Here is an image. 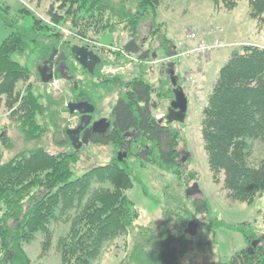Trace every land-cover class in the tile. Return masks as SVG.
I'll list each match as a JSON object with an SVG mask.
<instances>
[{"label":"trees","instance_id":"16d2710c","mask_svg":"<svg viewBox=\"0 0 264 264\" xmlns=\"http://www.w3.org/2000/svg\"><path fill=\"white\" fill-rule=\"evenodd\" d=\"M163 1L36 0L38 4L48 3L49 23L65 26L76 36L95 41L106 33L134 38L144 24H154ZM236 2L226 0V8L234 9ZM248 5L249 17L264 29V0H248ZM2 10L7 13L8 6ZM19 12L30 16L32 22L27 28L15 27L0 43V104L23 142L33 145L19 150L8 161L1 160L0 155V264H32L25 246L41 234L44 254L52 244L50 226L59 218H65L69 224L66 235L57 243L60 264H93L103 246L121 236H130L132 243L119 264H187L184 259L190 237L183 233L185 212L174 211L169 201L158 224L137 225L140 212L126 195L133 187V178L124 166L125 160L90 166L77 176L80 154L70 143L68 151L56 154L40 146L48 130L43 121L48 118L55 125L53 117L59 114L61 102L46 96L43 103L41 94L30 83L29 69L17 59H26L34 52L38 54V64H44L63 54L70 67L74 57L60 33L53 32L25 8ZM156 31L149 39L153 43L151 40L157 37V47L151 52L156 54L159 50L167 55L174 49L175 54L176 45L158 28ZM101 60L104 66L113 64L103 57ZM142 70L145 73V68ZM36 76L40 81L38 72ZM135 79L127 86L117 77L100 84L115 87L120 93L111 108L110 134L92 142L120 149L134 146V150L137 143L148 142L153 158L147 156L148 162L157 161L172 172L178 169L174 151L178 150L181 138L176 131L161 128L149 111L152 95L167 98L170 89L165 90L164 84L160 88L154 86L143 76ZM72 87L78 91L76 99L94 103L92 85L76 88L73 83ZM200 125L213 181L217 182L222 173L229 197L239 203H252L264 193V159L257 166L247 162L248 141L260 133L264 136V48L246 46L230 55L218 70ZM127 132L139 133L140 139L126 141ZM0 142L4 148L11 147L4 130L0 131ZM130 155L128 151L127 158ZM133 156L138 159V153ZM140 163L144 165L143 160ZM95 185L102 186L94 188ZM199 204L192 203L197 212ZM258 239L246 238L249 247L230 256V264H264V237L251 248V242Z\"/></svg>","mask_w":264,"mask_h":264},{"label":"rangeland","instance_id":"374dc122","mask_svg":"<svg viewBox=\"0 0 264 264\" xmlns=\"http://www.w3.org/2000/svg\"><path fill=\"white\" fill-rule=\"evenodd\" d=\"M225 2L226 0H164L157 9L154 24L149 21L143 25L145 27H142L144 35L147 33L146 28L151 34L152 31L157 32L158 28L160 33L175 45L183 41L188 32H197L207 40L218 38L220 41L221 47L203 58L199 56L173 58L174 49L167 52V55L159 50L156 51L158 57L156 63L173 64L177 84L185 90L183 93L187 101L186 117L183 124L175 126V131L181 138L178 150L174 151L175 158L179 161L178 169L171 172L158 165L157 161L149 163L147 155L146 162L144 165L141 164L140 156H137V159L133 155L139 153L140 147H143L142 143H137L138 147L136 146L137 149L134 150V146L130 149L128 147L120 149L109 144L97 145L90 141L78 149L81 164L78 166L80 170L77 171V176H80L90 166L108 164L117 160L118 154L130 152V157L127 158L126 154L122 161L125 160L124 166L128 168L133 178V187L126 191V195L140 212L137 225L158 224L162 220L161 212L166 211L169 201L172 202L169 206L175 209L174 211L185 212L186 216H184L187 220L183 224L184 229L189 221L195 220L197 234L193 237L188 236L190 239L187 241V254L184 259L187 264L226 263L231 258L230 256L249 247L245 241L246 238H259L257 241H260V238L264 237V193L250 204L239 203L231 199L223 187V174L218 175L217 182L213 181L201 139L202 110L206 106L208 95L217 79L218 70L233 52H241L243 47L264 48V29L259 22L249 17L248 0H237L232 10L226 8ZM6 6H8L7 13L2 10ZM22 7L33 13L36 18L41 19L43 24L49 25L54 30L53 32L60 33L62 41L68 42L69 47L88 45L91 50L101 54L104 61L113 63L112 65L105 64L101 69L103 75H106L109 80H111L110 76L117 75L116 77L124 82L136 75V70L134 73L131 72L127 64L131 61L128 59L129 54L123 50L124 44L133 38L127 34L118 33H106L96 41L90 38H80L65 26L59 27L49 23L48 3L38 4L36 0H21V2L0 0V43L14 31L15 27L27 28L31 25V17L19 12ZM155 40L157 41L156 36L154 41L151 40L153 43L147 44L151 50L154 46L157 47ZM188 42L186 45L191 47L195 45V41ZM17 60L29 69L30 83L35 92L41 94L43 103L46 101V96H50L56 102H61L59 114L53 117L55 125H52L48 118L43 121L48 130L39 144L49 153L68 151L66 148L69 141L65 132L68 129L72 130L76 122V117L69 115L66 109V105L76 98L78 92L77 89H72L73 83L76 88L87 83L92 85V100L100 111L97 112L98 117L109 118L110 110L120 93L117 88L103 87L100 85L102 82L99 78L88 77L75 62H71L70 67L67 65L72 81H68L66 77L59 78L56 74L49 84H43L36 76L37 68H42L40 63L38 64V54L32 52L26 59ZM141 71L143 70L139 72ZM142 73L144 79L152 82L154 86L160 88L164 84L165 90L172 89L167 74H158L154 71L149 78H146V70ZM188 78H191L193 82L190 84L188 81L186 85L184 80ZM76 84L81 85L77 87ZM18 87L20 88L21 85ZM155 98V101H150V103L160 104L159 99ZM161 115L160 110L156 111L157 118ZM2 130L11 142L10 148H4L0 142V155L3 161H8L19 150L30 148L33 145L23 142L18 129L8 121V112L5 107L0 104V131ZM149 158L153 160L152 156ZM182 158L185 159L180 163ZM263 159L264 136L260 133L248 141L247 162L252 166H257ZM194 185L196 188L193 187ZM100 186L102 185H95L94 188ZM194 202L200 203L198 212L195 206L192 207ZM201 202L207 205L206 212L205 205L201 206ZM64 219L59 218L51 224L52 244L44 254H42L43 236L41 234L25 246V252L32 264H60L57 243L66 235L69 227ZM131 243L130 236H121L107 242L93 264H119L128 252Z\"/></svg>","mask_w":264,"mask_h":264},{"label":"flooded vegetation","instance_id":"af4514ba","mask_svg":"<svg viewBox=\"0 0 264 264\" xmlns=\"http://www.w3.org/2000/svg\"><path fill=\"white\" fill-rule=\"evenodd\" d=\"M146 30H147V33L144 35V28H142L141 31L138 32L137 35L133 39L135 40V43H136L137 47L141 48V50L149 51V55H150L153 52H151V49H150V47L147 44L149 43V39H150L151 33L149 32V29L146 28ZM88 50H90V51L93 52V50L89 49V47H88ZM93 53L99 58L100 62L97 63V64H95L92 74L88 73V71L85 68H83L82 66H80L75 59H74L73 62L77 63L79 65L80 69L83 70L84 72H86V75L88 77L90 76L91 78H95V79H98L100 77L101 82H103V81L107 80L108 78H107L106 75H103V73L101 72V69L104 66L103 65V62L101 60V56L97 52H95V51ZM128 56H130L128 59L131 60V61H128V63H127L128 66H129V69L133 73L136 70L135 71L136 72L135 73L136 75H134V77H132L131 80H124V84L126 86L132 80H136L135 78H138V75L140 77L144 75V74L143 75L140 74L142 72H138V69L140 71V70H142V68H145V70H146V73H145V77L146 78H149L150 77V74H153L154 71H157L158 74H161V73L167 74V76L169 78V81H170V85L172 86L170 72H171V70H173V73H174V69H173V66H171V64H169V63L168 64H165L164 62H162V63L161 62L156 63V60H158V57L154 60V59L150 58V56H149L146 60L141 61V60H139L137 58L138 55H128ZM61 63H62V60H59L58 57L57 58L55 57L54 59H51V60L47 61L46 63L40 64V65H41L42 68L44 66V67H47L49 71H52L53 72V76H55L56 74L59 75V72H60L61 75H65L66 76V79H68V81H72V78H70V76L68 77V75H67L68 74L67 73L68 68H67V65H66L65 61H64V63H65V66L64 67L61 66ZM155 65H157V66H155ZM42 68H40V69H42ZM116 76L117 75L110 76V77L112 78V77H116ZM143 78H144V76H143ZM149 83H152V82H149ZM179 87L181 88V86H179ZM173 90H174V88L172 86V89L170 90V95L167 98L159 99L160 104H154L152 102L151 105H150V107H149V111H150L151 115L155 118V120L159 124V126L161 128H163V129H165V130H168V131H170V130L175 131V126H179V125H181V124L184 123V122L183 123H178L176 121L167 122L168 115H170V118H175L176 117L175 111H172L171 108H170V103H171V101L174 98ZM182 91H183V89H182ZM118 96L116 97V99L118 98ZM155 97L152 95L151 101H155L154 100V99H156ZM73 101L75 103V102H79V101H84V99L78 100V99L75 98ZM90 104L93 105L94 111H93L92 114L89 115L90 116L89 123L86 126L82 122V117H83L82 115H79L78 113H74L72 115L73 117H76V122H75V125H74L73 129H79V128H81L79 130V135H78L79 142L81 141L82 136L86 132H88L87 134L89 135L88 141H87V143H88V142L92 141L94 138L96 139V138H104V137H106L107 135L110 134L111 129H112V120H111V117H110L111 110H110L109 118L98 117L97 112L99 113L100 111L97 108V105H95L94 103H90ZM159 110L161 111V114L162 115H161V117L157 118L155 116V113H156V111H159ZM186 113H187V110H186ZM186 113H185V117H186ZM102 119H104L106 121V123L109 124L106 132L103 133V134L93 133L91 130H92V127H93L94 123H97L98 121H100ZM83 120L86 121V122L88 121V119L86 117L83 118ZM96 128L99 130L101 128V126H98L97 125ZM89 130L91 132H89ZM130 133H131V136L128 137V138H126V141L130 142V141H133V140H139L140 139V134H139L138 137H136V135L132 134L133 132H130ZM142 146L143 147H140V149H139L138 156L141 153L147 151L148 152L147 153V156L149 157L151 155V151H149V145H146V144L143 143ZM126 154H127V152H126ZM184 159L185 158L180 159L181 162H183ZM193 187L196 188L195 185ZM196 192H198V190ZM187 195H189V192H187ZM230 263L231 262L229 260L226 263H220V264H230Z\"/></svg>","mask_w":264,"mask_h":264},{"label":"water","instance_id":"95a60500","mask_svg":"<svg viewBox=\"0 0 264 264\" xmlns=\"http://www.w3.org/2000/svg\"><path fill=\"white\" fill-rule=\"evenodd\" d=\"M123 50L126 54L129 55H138V59L143 61L146 60L149 56L152 59H156L157 55L155 53H152L149 55V51L146 50H141V48L137 47L135 40L131 39L129 40L126 44H124L123 46ZM71 54L74 57V59L77 61V63L82 66L83 68H85L88 73L92 74L93 73V69L95 64L99 63L100 60L99 58L90 50H88L87 47L85 46H78V45H73L70 48ZM59 60H62L61 66H65L64 63V56L63 54H60V56L58 57ZM48 71V72H47ZM37 72L40 78L41 83L43 84H49L52 80H53V72L49 71L47 67H43L42 69H40L39 67L37 68ZM59 76L61 77H66L65 75H61L59 72ZM170 77H171V83L172 86L174 88L173 90V94H174V98L170 103V108L172 111H175V118H170V115H168L167 117V122H171V121H176L178 123H183L184 122V118H185V113L187 110V101L186 98L183 94L182 89L177 85V78L173 73V70H171L170 72ZM66 109L69 113V115H73L74 113H78L79 115H82V122L84 123V125L86 126L89 123V119H90V114L93 113L94 111V107L92 104H90L87 101H79V102H69L66 105ZM87 118L88 121H84L83 118ZM101 126V128L98 130L96 128V126ZM108 123H106V121L104 119L98 121L97 123H94L93 127H92V132L93 133H100L103 134L106 132L107 128H108ZM79 129H73V130H66L65 134L68 137V140L71 144V146L75 149L78 150L82 145H87V141H88V137L89 135L87 134L88 132L84 133V135L82 136L81 141L79 142ZM89 130V132H91ZM131 136L130 132L125 133V137L128 138ZM139 136V133L136 134V137ZM147 151L141 153L139 156L140 158L146 162V155H147ZM126 157L125 153H120L117 155V160L120 162L122 161L123 158ZM183 233L187 236L193 237L197 234V223L194 220H191L187 223L186 228L183 230ZM259 241L254 240L251 242V248L255 247L256 244Z\"/></svg>","mask_w":264,"mask_h":264},{"label":"built area","instance_id":"2783aa9c","mask_svg":"<svg viewBox=\"0 0 264 264\" xmlns=\"http://www.w3.org/2000/svg\"><path fill=\"white\" fill-rule=\"evenodd\" d=\"M188 41H195V45L191 47L187 44V46L186 43H189ZM220 47L221 45L218 38L207 40V38L200 36L197 32H188L183 41L176 44V53L174 54V57L189 58L191 56H199L203 58L204 56H208L212 52L217 51ZM188 81H190V84L193 82L191 78L185 80L186 83Z\"/></svg>","mask_w":264,"mask_h":264},{"label":"bare ground","instance_id":"6f19581e","mask_svg":"<svg viewBox=\"0 0 264 264\" xmlns=\"http://www.w3.org/2000/svg\"><path fill=\"white\" fill-rule=\"evenodd\" d=\"M213 36V35H212ZM183 91H185V90H183ZM121 162V161H120Z\"/></svg>","mask_w":264,"mask_h":264}]
</instances>
